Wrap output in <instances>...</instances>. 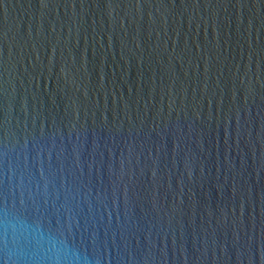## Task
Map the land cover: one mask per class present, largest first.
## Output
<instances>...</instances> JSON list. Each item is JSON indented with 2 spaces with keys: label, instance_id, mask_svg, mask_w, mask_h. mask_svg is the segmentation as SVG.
I'll list each match as a JSON object with an SVG mask.
<instances>
[{
  "label": "water",
  "instance_id": "95a60500",
  "mask_svg": "<svg viewBox=\"0 0 264 264\" xmlns=\"http://www.w3.org/2000/svg\"><path fill=\"white\" fill-rule=\"evenodd\" d=\"M0 264H264V0H0Z\"/></svg>",
  "mask_w": 264,
  "mask_h": 264
}]
</instances>
